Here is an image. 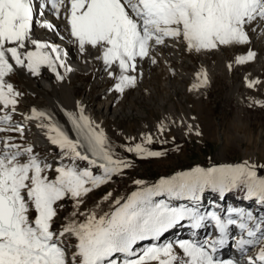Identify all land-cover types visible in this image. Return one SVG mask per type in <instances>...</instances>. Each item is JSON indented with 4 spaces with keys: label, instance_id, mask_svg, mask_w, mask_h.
I'll list each match as a JSON object with an SVG mask.
<instances>
[{
    "label": "snow or ice",
    "instance_id": "6c2138e0",
    "mask_svg": "<svg viewBox=\"0 0 264 264\" xmlns=\"http://www.w3.org/2000/svg\"><path fill=\"white\" fill-rule=\"evenodd\" d=\"M47 6L55 19L63 20L81 56L95 50L94 59L113 81L111 91L121 97L138 86L144 61L158 63L159 48L179 45L189 53H214L250 44V33L264 34V0H47L39 5L36 0H0V133H15L0 135V264H234L216 256L233 230L241 234L238 248L259 245L248 264H264V238L257 239L264 237V218L257 220L252 212L232 206L202 209L206 190L217 192L220 199L243 190L245 199L264 206V176L254 164L196 167L151 186L137 179L125 197L105 193L101 200L109 210L98 214L83 208L85 198L123 176L133 163L115 151L83 105L77 103L75 113L63 112L74 135L47 111L31 108L23 115L60 150L62 159L54 168L32 146L16 142L24 139L25 126L13 123L23 93L12 76L25 72L35 78L47 69L63 82L73 71L66 64V49L33 38L34 22L57 31L51 22L36 21L37 7L44 16ZM256 59V51L248 49L226 67L232 71ZM195 80L191 91L206 88L208 71L198 70ZM261 84L245 77L249 89ZM187 127L191 132L192 126ZM169 130L163 123L156 129L160 137ZM154 142V136L145 133L138 142L129 138L123 151L140 160L160 158L163 152L148 147ZM69 200L73 210L57 227ZM209 224L214 235L202 243H159L176 228L187 226L195 233ZM144 242L148 246L140 248Z\"/></svg>",
    "mask_w": 264,
    "mask_h": 264
},
{
    "label": "rangeland",
    "instance_id": "374dc122",
    "mask_svg": "<svg viewBox=\"0 0 264 264\" xmlns=\"http://www.w3.org/2000/svg\"><path fill=\"white\" fill-rule=\"evenodd\" d=\"M261 40L264 42V39ZM261 46H263V50L264 43L260 45V42L255 43L252 46H235L236 48L234 47V49L229 47L226 48L225 51L228 54L229 59L227 55L226 57L228 61L230 60L232 62L235 56L244 54L246 50L251 49V47H254L258 54L260 56L263 55L264 57V52L261 50ZM174 47L175 53L177 54H174L173 59L170 60L171 62H176L175 64H172L176 70L171 66L172 69H174L177 74L182 69H185L186 74L188 75L190 73L191 75L197 65L190 66L186 63L185 57L189 55L182 50L178 51V47L180 50L182 46L177 45ZM163 55L167 58L165 54ZM263 57L261 61L263 60ZM165 58L162 62L159 61L158 58V62L162 63L163 67L168 63ZM190 58H192L193 61L195 59L193 56H190ZM211 59L215 60V54H211ZM198 60L199 59H196V61ZM146 62L148 63L146 60L143 64ZM206 62L209 63L208 61ZM196 63L202 65L199 61ZM147 65H149V63ZM142 66L140 65L144 73L146 68L144 65ZM155 66L156 65H153L151 68L153 69ZM253 67V64L250 63L241 66V68L238 69L233 68L234 84L243 81L245 74L250 73V71L253 70ZM215 71L219 76L216 77L214 83L205 91H200L199 93L198 91H194V94H197L195 97L194 95H189L193 92L189 93L186 89V83L190 82V77H188L190 75L183 78L182 81L178 80L175 82L176 77L173 79L171 77L172 73H168L169 77H167L165 71L164 73L161 72L160 69H154L151 71L154 73V76H152L154 79L149 81L150 83L147 82L145 77H143L144 81H142V83L144 82L145 84H142L138 89L129 90L123 97H121L118 94L113 93L111 88L110 92L107 94L108 88L113 85V81L111 79L109 82L104 81L106 73L103 70H101V75L99 73L98 79H95L94 82L98 83L97 80H100V83L98 84H104V90L99 86H94V88H92L91 84H93V78L78 73L74 80L75 87L76 85L78 86L77 94L80 95L85 93V95H87L90 91L89 89L92 88L90 91V99L94 98L96 101L90 103V106L99 114V117L101 116L103 119H106L103 123L109 125L111 128L116 127L120 132L123 129L128 133V138L121 136L122 133L120 132L114 133L109 137L111 145L117 153L121 156L128 157L133 163V167L128 169L123 176L114 177L111 182L102 186L99 190L90 193L89 196L85 198L84 209L96 210L98 214L101 212V209L103 211H108V204L101 200V197L105 193L111 192L113 197L116 198L125 197L135 189L136 186L134 181L137 179L142 180L145 186H151L158 183L160 179H168L180 172L190 171L196 167L207 169L209 167H221L225 165L235 166L248 162L257 166L258 175L264 176V106H261L264 105V88L258 86L255 89L248 88L245 91L243 87H239L237 92L242 95V99L236 100L235 97L230 95V85L228 86L225 82L221 70L215 68L214 71L212 70V72H210L209 70L208 73L211 74V77H214V74H216ZM103 73L105 74L104 76ZM254 74L258 73L253 72V75ZM258 75L264 79V69ZM150 76L151 74H149V77ZM14 79L16 82L19 81L16 78ZM167 82H169V87H174L176 85L174 88L178 90V94L175 96L170 89L167 90L169 92L167 94L169 98L168 103H174L179 109L174 108L173 115H163L164 109L162 110L160 107L158 108L160 99L153 96V93L151 91L149 92L150 88L148 89V87L154 85L155 88L160 89V96L163 97L165 94L164 92H166L167 89ZM89 84L91 85L90 88H88ZM23 98L24 100L22 99L23 102L20 108L22 107L26 110L29 109L27 104L39 103L43 105L45 102L38 98L36 94L28 92L23 93ZM198 99H200L203 104L201 106L202 109L199 108L200 115H198V118L185 114L186 119H183V117L177 112V110L180 111V104H178V102L182 104L181 107L183 110L187 111V109H189L188 106L190 105V110L197 113L198 110L194 109V102ZM254 101H258L259 103H254ZM105 110L109 112L110 116L108 118H104L102 115ZM116 111H119L120 115L117 118L111 117ZM191 119L194 121V124L191 123ZM144 122L148 124V133H151L155 138V142L148 145V147L151 150L163 152L164 155L160 158L140 160L123 151V146L129 138H137L138 142L139 137L142 135L140 134L141 132L139 131V128ZM186 122L189 124L186 125ZM161 123L166 124L170 129L163 137H160L156 131ZM181 124L182 127H180ZM101 125H103L102 122ZM188 125L192 126L191 132L187 127ZM106 127L104 126V128ZM197 131L200 133L199 136L195 134ZM35 138V135H32V139L35 140ZM36 140H38V138H36ZM162 140L165 142L161 143ZM41 152L45 160L51 159L48 151L41 150ZM212 196H214L215 205L221 208H225L226 206L237 208L244 207L242 202H237L238 200H243L245 198V192L243 190H236L227 200H225L227 204H222L221 202L222 205L219 203V196L211 193L209 197L212 198ZM212 203L213 202H211L210 205L214 207V204ZM248 209L251 211L254 210V208L251 207H248ZM72 210L73 203L69 200L66 202L65 207L60 210L59 217L56 220L57 227L66 222V218ZM262 210H264V206L262 207ZM255 217H257V215ZM172 236H169V238ZM163 244H166V242ZM68 248H71L70 242L68 243Z\"/></svg>",
    "mask_w": 264,
    "mask_h": 264
},
{
    "label": "bare ground",
    "instance_id": "6f19581e",
    "mask_svg": "<svg viewBox=\"0 0 264 264\" xmlns=\"http://www.w3.org/2000/svg\"><path fill=\"white\" fill-rule=\"evenodd\" d=\"M44 21H48V22L53 23V25L55 26L57 31H48V30H46V29H44L42 27H39V24L37 22H34V25H33V38L39 39L41 41L52 42V43H55V44L59 45L61 48L66 49L68 51V53H69L67 58H66V64L69 67H71L73 69V71L71 73L67 74V76H66V78H65V80L63 82L56 81V79L54 78V74L51 73L50 71H48L47 69H42V75L40 77L33 78V77H30L29 75H27V73H25V72H20L17 75L12 76L11 82L14 84V86L17 87V89L19 91H21L22 93L28 92V93H31V94H36L38 98H40L41 100L45 101L43 103V105L39 104V103L27 104V106L29 107L28 112H27V111L23 110L22 108H20V106L22 105V102H23L22 99L24 100V98L22 96L21 103L18 106V110L25 112L26 115L29 113L31 108H37L39 110L47 111V112H49V113L54 115L56 120H58L60 122V124L65 128V130H67L69 132L70 135H74L73 132H72L71 126L68 124L65 116L63 115V112L66 111V112L75 113L77 111V103H79V104L84 106L86 114L89 115L94 121H96L100 125H101V122H102L103 125H101V127L103 128V130H107V131H105V133L107 134L108 138L110 136H112L114 133H119L120 130H118L116 127H112L111 128V127H109V125H105L103 122L106 119H103L101 116L99 117V114L96 113V111H94L92 109V107L90 106V103L96 101L94 98L90 99L91 98L90 91L92 90V88H94V86H99V87L103 88L102 90L105 89L104 88V84H102V83L98 84V83H100V80H97L98 83L94 82L95 79H98L99 73L101 75V70H102L101 62L96 60V59H94V57L97 55L95 50L89 49L88 52L84 56H81V54L79 53L78 49L73 44L71 37L68 34V31L66 29L65 23L63 22L62 19H59V20L55 19V17L53 16L51 11H47L46 16L44 18ZM250 36L252 38V42L250 44H248L249 46H252L255 43H259V42H260V45H262V43H264L261 40V39H264V34L257 35L255 33H250ZM61 37H63V39H61ZM259 40H261L262 42L259 41ZM244 46H246V45H244ZM234 47H231V48L234 49ZM262 47L263 46H261V50H262ZM174 49H175V47H173V49H172V47H168V48H159L157 50V54H156L157 60L159 58V61L162 62L164 60V58H165L163 54H165L166 57H167V58H165V60L168 63L166 65H164L165 68L163 67L162 63H160V62H158L156 64L155 68L153 67V69L151 68L153 65H151L149 62H148L149 65H147L148 64L147 62L144 63V64L143 63L141 64V66L144 65L145 68H146L147 72L144 71L143 77H145L147 79V82H149V81L154 79L152 77V76H154V73L151 72L154 69H160L161 72L165 71L166 74H167V77H169L168 73H173L174 72L175 74L174 75L171 74V77L173 79H174V77H176L175 78V82L178 81V80L182 81L183 78H185L188 75H190V73L188 75L186 74L185 69H182L178 74L176 73V71H175L176 68H174L172 66V64H175L176 62H171V60H170V59H173L174 54H177V53H175ZM251 49L256 51L254 47H251ZM181 50L184 53H186L187 55H189V56L185 57L186 63H188L190 66L191 65L192 66H196L197 65L194 68V70L191 73V75L188 76V77H190V79H189L190 82L186 83L187 92H189V93L193 92V93H191L189 95H194V97L197 95V94H194V91H191L190 89L192 88V85L196 82V80H195L196 72L198 70H200L201 68H204L207 71L210 70V72H212V70L214 71L215 68L221 70L222 73H223L225 82L228 84V86L230 85V95L235 97L236 100H241L242 99V95L238 94V92H237L239 87H243L245 91L248 89L245 86V77L246 76H248L250 78L259 79L262 82L261 87L264 88V79L261 76L258 75L264 69V57H263V55L260 56L257 51H256L257 59L255 60V62L252 63L253 66H254L253 70L250 71V73H248V74L246 73L245 74V76L243 77V81H240L239 83L234 84V82H233V70L232 71H228V69L226 67V65L230 61V60L228 61L229 57H228V54L225 52L226 48H223L219 52L202 53V54L189 53V52L185 51L183 49V47H181L180 50H179V47H178V51H181ZM262 51L264 52V48H263ZM211 54H215V60L211 59ZM226 55H227L228 59H227ZM190 56L195 57L194 61H193L192 58H190ZM262 57H263V60L261 61ZM196 59H199L198 61L202 65H198V63H196V62H198V61H196ZM206 61H208L209 63H207ZM205 63H207V64H205ZM171 66L175 70L172 69ZM179 67H178V69H179ZM163 68H164V70H163ZM234 68L238 69V68H241V66H238V67L234 66ZM148 69H150V70H148ZM60 71L63 72V69H61ZM253 72H257L258 74H254L253 75ZM78 73L83 74V75H88V76H91L93 78V84H91L92 88H90L91 85L89 84L88 88H90L89 89L90 91L87 93V95H85V93H82L80 95L77 94L78 86L76 85L77 88L75 87L74 80L76 79ZM149 74H151V76H150L151 78L149 77ZM104 75L105 74L103 73V76ZM208 75H209V85L206 88L200 89L198 91V93L200 91H205L206 89H208L214 83V81L216 80V77L219 76V75H217V72H216V74H214V77H211L210 76L211 74H209V73H208ZM14 78H16L19 81L16 82V80ZM109 80L110 79L108 78L107 73H106V75L104 77V81L109 82ZM142 81H144L143 78L140 80L139 85L135 89H138L139 87L142 86V84H145L144 82L142 83ZM177 83H179V82H177ZM173 84H175V83H173ZM166 85H167L166 86L167 89H166V92H164L165 94L163 95V97L160 96V91H159L160 89L155 88L154 85L148 87V89L150 88L149 92L151 91L153 93L152 94L153 96L158 97L160 99V102L158 104V108L160 107V109H162V110L164 109L163 115H166V114L173 115V113H174L173 109L177 108V107L174 105V103H168V99L169 98H168L167 94L169 92L167 90L170 89V91H172V94H174V96L176 94H178V90L176 88H174L176 85L174 87H169L168 86L169 82H167ZM75 88H76V91H75ZM110 88H111V86L108 88L107 94L110 92ZM149 95H147V96H149ZM99 97H103V96H99ZM178 104H180V111H178L179 109L177 108L178 109L177 112H178L179 115H181L183 117V119H186V115L185 114H188L190 116L198 118V115H200L199 108L202 109L201 106L203 105L200 99L196 100L194 102V107H195L194 109L198 110V112L194 113L193 110H190V105L188 106L189 109H187V111H186V110L182 109V107H181L182 104L181 103L178 102ZM183 112H186V113H183ZM102 115L104 116V118H108L110 116L109 112H107V110H105ZM119 115H120L119 111H116L114 114L111 115V117L117 118ZM195 115H197V116H195ZM192 119H194V118H192ZM192 119H191V123L194 124V121ZM145 122H146V120H145ZM145 122L143 124H141V126L139 128L140 129L139 131L141 132L140 134L148 133V124L145 123ZM32 123H33V126L35 127L34 130L37 133V138L38 137L40 138V140L37 143L38 144H42V143H44L42 140H44L45 143H47V145H50L51 143L47 139L45 131L42 130L41 128L37 127V124L35 122H32ZM182 123H184V122H182ZM187 124H189V123L186 122V125ZM104 126L105 127L107 126V127L104 128ZM180 127H182V124H181ZM120 133H122L121 136L128 138V133L126 132V130L122 129V131ZM10 134L11 133H0V135H4V136L10 135ZM119 136H120V134H119ZM136 137H137V135H136ZM221 167H226V165L225 166H221ZM229 194H231V191L225 193L223 199H220V197H218L220 205H222L223 203H226L225 200L228 198ZM215 195L218 196L219 194H215ZM221 202H222V204H221ZM246 202L249 205H252V204L255 203L254 200H249V199H247ZM258 205L260 206V204H258ZM263 216H259V219L264 218ZM172 233L173 234L176 233V234H179V235L180 234L183 235V237H179L178 239H176V241H174L173 244H175V243H177V242H179L181 240H185V239H196L198 242H201V243L205 241L204 239H202L201 235H202L203 232L201 230H199L198 232H195V234L190 238L189 235L188 236L186 235L185 229H182L181 227L176 228L173 231H170L162 239L163 240L166 239ZM238 234H240V233H238ZM209 236H210V238L212 237L211 235H209ZM159 242H161V241H159ZM170 243H172V242H170ZM141 246H142V244H141ZM147 246H148L147 242H144V247H147ZM254 253H257V252L253 251L252 254H254ZM252 254H248V256H245V257H242L243 256L242 255L239 258H234V257L230 256L228 251L221 250V251H218L216 256H217V259L225 261V262L231 260V261H234V264H246L247 263V259L249 257H251Z\"/></svg>",
    "mask_w": 264,
    "mask_h": 264
}]
</instances>
